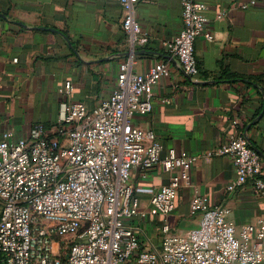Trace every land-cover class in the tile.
<instances>
[{"label": "built area", "instance_id": "built-area-1", "mask_svg": "<svg viewBox=\"0 0 264 264\" xmlns=\"http://www.w3.org/2000/svg\"><path fill=\"white\" fill-rule=\"evenodd\" d=\"M118 1L130 48L145 46L148 39L134 14L138 0ZM179 3L182 29L165 49L185 75L199 82L194 42L213 40L207 6L198 0ZM167 73L165 64L156 63L137 74L124 61L114 89L92 108L68 101L72 85L65 82L59 93L66 100L59 104L55 125L36 124L26 137L1 134L0 264H264V218L237 230L225 206L210 207L195 194L189 203L190 213L200 214L195 228L174 233L166 221L200 158L228 157L235 178L226 190L251 182L264 198V159L243 134L198 155L174 149L163 154L152 131L132 124L136 114L150 113L152 88ZM155 167L169 180L143 210L132 172L144 179ZM147 216L163 218L158 242H143L131 223Z\"/></svg>", "mask_w": 264, "mask_h": 264}, {"label": "crops", "instance_id": "crops-1", "mask_svg": "<svg viewBox=\"0 0 264 264\" xmlns=\"http://www.w3.org/2000/svg\"><path fill=\"white\" fill-rule=\"evenodd\" d=\"M198 1L207 6L213 40L194 42L200 77L194 82L165 49L182 29L179 0L137 1L135 19L148 41L134 50L121 28L118 0H0V137L4 131L26 137L36 124L55 125L65 82L72 85L68 101L92 108L114 89L120 63L130 61L137 74L163 63L168 73L152 88L150 113L132 119L155 134L163 154L198 155L241 133L264 159V0ZM169 176L159 167L144 179L132 172L141 209ZM234 178L228 157L198 159L166 217L172 232L198 225L200 214L189 211L195 194L210 207L225 206L237 230L256 225L264 218V198L251 182L228 192ZM162 221L147 216L131 223L143 242H158Z\"/></svg>", "mask_w": 264, "mask_h": 264}, {"label": "water", "instance_id": "water-1", "mask_svg": "<svg viewBox=\"0 0 264 264\" xmlns=\"http://www.w3.org/2000/svg\"><path fill=\"white\" fill-rule=\"evenodd\" d=\"M41 30H49V29H44V28H40ZM50 31H54V30H52V29H50ZM252 124H254V123H252ZM249 127H247V129H248ZM245 136V135H244ZM245 138H246V136H245ZM247 139V138H246Z\"/></svg>", "mask_w": 264, "mask_h": 264}, {"label": "rangeland", "instance_id": "rangeland-1", "mask_svg": "<svg viewBox=\"0 0 264 264\" xmlns=\"http://www.w3.org/2000/svg\"><path fill=\"white\" fill-rule=\"evenodd\" d=\"M62 252H63V254H66V251L63 250Z\"/></svg>", "mask_w": 264, "mask_h": 264}, {"label": "trees", "instance_id": "trees-1", "mask_svg": "<svg viewBox=\"0 0 264 264\" xmlns=\"http://www.w3.org/2000/svg\"><path fill=\"white\" fill-rule=\"evenodd\" d=\"M64 260H65L64 257H62V261H63V263H64Z\"/></svg>", "mask_w": 264, "mask_h": 264}]
</instances>
